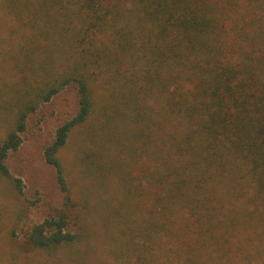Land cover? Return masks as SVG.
<instances>
[{
    "label": "trees",
    "instance_id": "1",
    "mask_svg": "<svg viewBox=\"0 0 264 264\" xmlns=\"http://www.w3.org/2000/svg\"><path fill=\"white\" fill-rule=\"evenodd\" d=\"M0 11V175L23 191L6 159L28 116L73 85L79 110L45 159L67 204L86 206L62 156L75 141L94 187L76 193L100 201L99 223L72 228L61 212L33 225L31 245L107 264H264V0H0Z\"/></svg>",
    "mask_w": 264,
    "mask_h": 264
},
{
    "label": "rangeland",
    "instance_id": "2",
    "mask_svg": "<svg viewBox=\"0 0 264 264\" xmlns=\"http://www.w3.org/2000/svg\"><path fill=\"white\" fill-rule=\"evenodd\" d=\"M4 48L6 46L0 42V52ZM79 107L77 88L65 87L28 116L22 144L9 153L6 162L12 174L23 179V191L16 192L12 182L0 175V264H107L101 254L95 253L93 257L94 254L81 252L74 254L73 260L69 249L37 250L28 240L33 225L61 212L68 214L72 228L80 224L86 226L89 214L95 215L98 223L101 221L99 198L89 193L86 195L91 197L86 199L76 193L94 188L80 175L76 142L64 148L62 156L74 181V194L85 201L86 206L84 202L76 206L67 204V193L60 186L56 168L45 159V149L54 140L56 129L73 117ZM3 135L0 126V139Z\"/></svg>",
    "mask_w": 264,
    "mask_h": 264
}]
</instances>
